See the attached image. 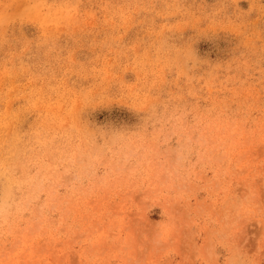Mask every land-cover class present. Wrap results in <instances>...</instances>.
I'll use <instances>...</instances> for the list:
<instances>
[{
    "label": "rangeland",
    "instance_id": "1",
    "mask_svg": "<svg viewBox=\"0 0 264 264\" xmlns=\"http://www.w3.org/2000/svg\"><path fill=\"white\" fill-rule=\"evenodd\" d=\"M0 264H264V0H0Z\"/></svg>",
    "mask_w": 264,
    "mask_h": 264
}]
</instances>
